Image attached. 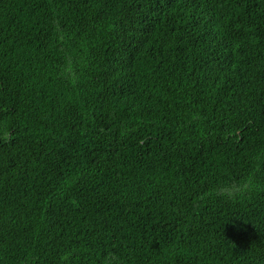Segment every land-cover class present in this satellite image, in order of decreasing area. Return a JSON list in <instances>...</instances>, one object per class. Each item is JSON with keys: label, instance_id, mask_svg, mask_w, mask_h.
Masks as SVG:
<instances>
[{"label": "trees", "instance_id": "obj_1", "mask_svg": "<svg viewBox=\"0 0 264 264\" xmlns=\"http://www.w3.org/2000/svg\"><path fill=\"white\" fill-rule=\"evenodd\" d=\"M0 264H264V0H0Z\"/></svg>", "mask_w": 264, "mask_h": 264}, {"label": "clouds", "instance_id": "obj_2", "mask_svg": "<svg viewBox=\"0 0 264 264\" xmlns=\"http://www.w3.org/2000/svg\"><path fill=\"white\" fill-rule=\"evenodd\" d=\"M253 187V178L251 176L245 177L239 181L224 182L218 185L215 189V194L223 197L226 200H235L247 192Z\"/></svg>", "mask_w": 264, "mask_h": 264}]
</instances>
